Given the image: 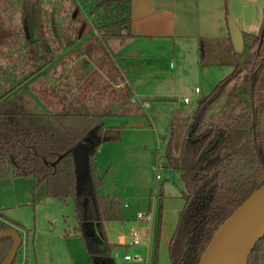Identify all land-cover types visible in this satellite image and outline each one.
<instances>
[{"label": "trees", "instance_id": "16d2710c", "mask_svg": "<svg viewBox=\"0 0 264 264\" xmlns=\"http://www.w3.org/2000/svg\"><path fill=\"white\" fill-rule=\"evenodd\" d=\"M78 1L97 32L94 34L103 52L106 53L110 38L130 34L131 0ZM78 6L75 16L81 7ZM243 36L245 46L241 53L234 51L229 36L199 38L201 66L225 63L233 68L198 100L191 122L171 123L165 156L167 165L180 173L184 204L177 212L168 243L169 264H197L218 228L264 184V132L260 123L264 110V5L259 31H243ZM236 77H240L238 84L229 91L219 110L211 112L212 102ZM103 116L88 111L41 112L30 109L15 96L0 99V180L28 178L44 196L61 202L71 200L75 232L87 241L86 223L93 222L104 236L97 254L86 244L92 260L95 264H112L114 246L105 238L103 222L122 220L121 207L117 198L97 193L103 177L98 174L94 158L99 144L119 140L121 131L105 127ZM194 122L198 124L195 129ZM91 129L96 132V140L87 153L89 183L82 190L77 185L71 148ZM20 227L0 209V231L14 228L19 232ZM11 246V238H0V263ZM244 264H264V234Z\"/></svg>", "mask_w": 264, "mask_h": 264}, {"label": "rangeland", "instance_id": "374dc122", "mask_svg": "<svg viewBox=\"0 0 264 264\" xmlns=\"http://www.w3.org/2000/svg\"><path fill=\"white\" fill-rule=\"evenodd\" d=\"M263 5L264 0H224L226 15H232L241 30L246 32L259 31L263 21ZM51 6L52 15H67V18L72 13H77L79 8L71 0H53ZM81 9L74 22L70 23L69 18L59 22V26H63L60 27L58 37L50 35L52 63L55 61L60 64L68 63L70 59L74 60L78 56L79 60L76 59L78 65L72 71L76 74V84H80L89 73L92 74V81H83L82 96L90 97L86 92L97 86L99 95L95 99L100 100L106 95L110 101L102 103L96 100L99 109H88L83 103H79L80 98L76 96L78 102H51L50 106L54 108L57 104V108L54 109L59 112L96 110L97 113H105V117L103 116L105 125H115L121 131L120 141L108 144L111 145V149L101 148V152L99 154L97 152L99 171L104 174L100 191L121 197V208L125 218L123 222H106L104 229L106 228L113 241L117 239V235H125L126 243L129 242L127 233L129 230H134L140 236V243L135 246L120 247L119 250L113 249L114 263L141 264L125 261L123 257L128 254L131 257L150 255L149 264H169L167 244L162 240V233L164 234L165 231L171 233L176 222L175 212L183 204L180 193L183 183L180 173L167 165L165 156L170 123L186 122V120L191 122L196 100L209 94L214 85L230 73L233 66L225 63L201 66L198 62L196 44L192 40L163 38L153 43L144 41L141 46L149 53H144V58L141 55L137 56L135 61H143L145 70L158 73L162 80L154 84L152 82V85L147 87L146 94L137 96L130 94L128 84L122 87L114 85V82L122 79V76L120 77L113 67L115 60L109 46L118 43V40H121L119 37L107 41L106 53L99 59L108 67L103 71L90 68L89 59L79 54L81 40H86L87 36L84 32L90 29V26L86 27L88 24L84 9ZM64 28L65 31L71 29L69 32L71 35L67 34V37L63 35ZM79 36L82 38L80 39ZM90 37L93 47L101 49L95 34L92 33ZM68 44L69 50H65ZM88 47L90 46L87 45L84 50ZM90 56L94 55L90 54ZM118 61H121L119 57ZM43 62L45 61L39 57L38 52L31 50L27 63L41 66ZM110 79H113V83ZM239 79L240 77H236L212 102L211 112L219 110L227 94L238 84ZM60 82L57 88L53 86L52 91V95H57L59 99L63 98L65 90L63 80ZM196 86L200 89L198 93L194 92ZM61 87L63 91L58 92ZM185 95L190 97V103L181 100ZM111 105L115 107V111ZM260 123L264 132V110L260 114ZM197 125V122H194L193 128H197ZM94 131L91 129L88 133ZM99 146L96 151H99ZM78 147L72 148L75 151L78 187H81L87 185V163L84 149L80 150ZM127 150L132 152V159L128 161L123 157ZM156 175H159L157 180ZM0 209L7 218L21 225L19 233L22 244L14 264L96 263L88 250L97 254L102 235L95 230L93 223L87 222L89 225L88 230L85 231L87 241L81 236H74L75 212L71 200L61 202L44 196L41 189L33 188V181L28 178L2 179ZM138 212L146 214V218L142 220L136 218Z\"/></svg>", "mask_w": 264, "mask_h": 264}, {"label": "crops", "instance_id": "0c3cea01", "mask_svg": "<svg viewBox=\"0 0 264 264\" xmlns=\"http://www.w3.org/2000/svg\"><path fill=\"white\" fill-rule=\"evenodd\" d=\"M52 1L53 0H0V99L15 96L24 102L30 109L41 112H56L55 109L57 108V104L54 109L50 106L51 102L58 103L60 101H64L65 103H74L78 102L76 96H79V103H83V105L88 107V109H99L100 106L95 103L97 100L95 97H98L99 95L97 92V86L96 88H91V90L86 92L87 96L90 97L82 96L83 81H92V74L89 73L80 84H76V74H73L72 71L76 69L78 65L76 63L77 60H79V58L77 59L78 56L74 58V60L70 59L68 63L60 64L57 61L52 63V44L49 41L50 35L51 37H58L60 34V27L62 28L63 26H59V22L69 18L70 23H72L78 17V15L75 16L76 13H72L68 18L67 15H52ZM71 1L75 2L77 6L80 5V9H84V16L87 21L86 23L88 24L86 27L90 26V29H87L84 32L87 33V36L86 40H81V52L79 54H82V56H86L89 59L88 65L90 68L103 71V69L108 67L102 60L100 61L99 59L105 55V52L98 47L94 48L90 37L92 33L97 32L91 24L88 15H86L82 2L78 0ZM73 27H75L74 23ZM78 27L79 26H77V28ZM63 30V35L66 37L71 35L69 34L71 29L65 31L64 28ZM129 33V35L119 37L121 40H118V43H114L112 45L113 49L110 46L109 48L114 55L113 60H115V64L113 63V67L117 73L120 74V77L122 76V79L115 81L114 85H116V87H122L128 84L130 86L128 87L129 93L137 96L139 94H146L145 91L148 89L147 87L154 83L161 82L162 80V77L159 76L158 73L154 74L151 70H145L143 61H135L137 56L141 55L144 58V53H149V51L142 48L143 46L141 45L143 42L148 41L153 43L156 40L163 38L192 40L195 42L198 51L199 38L201 37L229 36L224 0H131V23ZM79 38L81 39L82 37L79 36ZM69 44L66 45L65 50H69ZM87 45L90 47H88L87 50H84ZM31 50H36L39 57L44 59L45 62H43L41 66L38 64L33 65L27 63L29 57L31 56ZM90 54L94 56H90ZM118 57L121 59L120 62L118 61ZM52 70L54 73H52ZM60 80H63V87L65 89L63 93L65 97L63 96L61 99H59L57 95H52L53 86H55L54 88H57V85L61 83ZM110 80L113 83V79ZM146 83H148V86H146ZM61 91H63L62 87L58 92ZM199 99L200 98H198L196 102H198ZM181 100L183 101V98ZM97 101L106 103L109 102L110 99L105 95L104 98L100 100L98 99ZM190 102L191 100L185 103ZM112 106L113 105H111V107ZM112 109L115 111L114 106ZM88 112L97 113L96 110ZM104 126L116 127L115 125H105V122ZM95 140L96 132L94 131L93 133L85 134L83 137L78 139L74 145L79 146L78 149L80 150L84 149L86 163L87 153ZM118 141H120V139L104 141L99 144L100 149L99 151H96V156L94 158V163L97 167L99 176L103 177L104 174H101L99 171V164L97 162L99 156L97 155V152L99 154V152H101V148L105 150L111 149V145L108 144ZM73 155L75 159L74 150ZM123 157L127 161L130 160V158L132 159V152L127 150ZM155 179L157 180L156 177ZM86 182L87 185L84 184L78 188L85 190L89 183L88 178ZM101 186L102 185L97 188V193L101 196L117 198L121 207V197L119 195L113 196L109 193L101 192ZM124 206L126 207V204ZM182 207L175 212L176 222L177 212L181 210ZM121 213L122 220L104 221L103 227H105L104 224L106 222H123L125 218L122 208ZM93 225L96 231L99 230L96 223H93ZM175 225L173 230H171V233L169 231H165L164 234L162 233V240H164L167 244V254L168 243L175 229ZM75 227L76 219L73 228L74 236H80L79 233L75 232ZM88 228L89 225L86 223L85 231H87ZM104 232L107 242L114 246V250H119L120 247H125L127 245L133 246L130 245L129 242L126 243V236L123 234L117 235V239H114L115 241H113L110 239V234L107 232L106 228L104 229ZM103 238L104 236H102V239ZM128 238L130 241V237ZM101 243L102 242H100V244ZM139 258V261L133 262L149 264L148 259H150L151 256H139ZM99 264H104V262H100ZM112 264H115L114 258H112Z\"/></svg>", "mask_w": 264, "mask_h": 264}, {"label": "water", "instance_id": "95a60500", "mask_svg": "<svg viewBox=\"0 0 264 264\" xmlns=\"http://www.w3.org/2000/svg\"><path fill=\"white\" fill-rule=\"evenodd\" d=\"M255 1V0H249ZM229 37L233 49L237 53L244 50V36L243 30L236 23L232 15H226ZM217 92L211 95L215 97ZM252 97V93H251ZM251 107L253 118H256L253 101L251 100ZM73 152V148H71ZM264 212V184L255 190L249 197H247L238 208L224 221V223L215 232L204 251L202 252L197 264H214L217 257L221 253L226 243L230 240L232 235L246 225L249 221ZM98 227V226H97ZM264 234V224L255 232L250 238L242 242L227 260L221 264H240L244 263L245 258L255 242ZM9 237L12 239V246L7 255L0 264H12L18 250L22 244V238L17 230L9 228L0 231V238Z\"/></svg>", "mask_w": 264, "mask_h": 264}, {"label": "bare ground", "instance_id": "6f19581e", "mask_svg": "<svg viewBox=\"0 0 264 264\" xmlns=\"http://www.w3.org/2000/svg\"><path fill=\"white\" fill-rule=\"evenodd\" d=\"M264 224V212L249 221L246 225L236 231L226 243L214 264H221L236 251L237 247L250 238Z\"/></svg>", "mask_w": 264, "mask_h": 264}, {"label": "built area", "instance_id": "2783aa9c", "mask_svg": "<svg viewBox=\"0 0 264 264\" xmlns=\"http://www.w3.org/2000/svg\"><path fill=\"white\" fill-rule=\"evenodd\" d=\"M199 90L200 89H199L198 86H196L194 88V91L195 92H199ZM190 100H191L190 97L187 96V95L183 97V101H185V102H189ZM156 178L158 179L159 178V175H156ZM137 218L139 220L145 219L146 218V214L139 212L137 214ZM128 235L130 237V241H129V244L130 245L135 246V245H138L140 243V236H139V234L136 231L129 230ZM123 258H124V260H131V261H139V259H140L139 256H133V257H131L128 254L124 255Z\"/></svg>", "mask_w": 264, "mask_h": 264}]
</instances>
